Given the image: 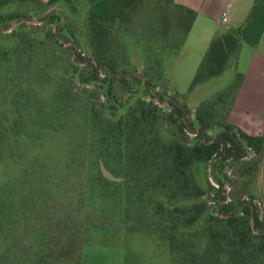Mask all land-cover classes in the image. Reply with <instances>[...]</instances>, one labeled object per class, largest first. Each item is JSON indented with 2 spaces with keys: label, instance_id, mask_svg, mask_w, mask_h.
I'll use <instances>...</instances> for the list:
<instances>
[{
  "label": "trees",
  "instance_id": "1",
  "mask_svg": "<svg viewBox=\"0 0 264 264\" xmlns=\"http://www.w3.org/2000/svg\"><path fill=\"white\" fill-rule=\"evenodd\" d=\"M78 2L0 0V29L24 17L11 10L14 7L46 11L65 4L76 10ZM85 2L89 11L83 49L61 43L54 29L43 40L27 31L28 24L8 35L0 32V92L10 95L13 116L0 113V160L3 148L31 137L36 126L57 128L68 122L83 135L82 155L90 166L79 202L84 207L104 218L122 215L128 234L154 238L168 250L173 264H264V220L256 198L237 197L225 173L227 162L244 161L252 151L254 158L239 176L254 177L264 155V135H249L229 121L244 81L237 70L242 26L213 37L191 91L230 69L235 75L226 88L199 104L193 122L186 103L161 95L156 100L153 89L165 79V59L185 45L197 13L176 0ZM263 3L256 1L251 19ZM143 11L150 13L152 22L139 32L136 18ZM59 17L53 12L48 21L55 23ZM128 36H139L144 43L142 76L131 70ZM32 79L55 84L52 112L67 120L44 113L27 89ZM116 82L131 95L135 87L143 94L124 103ZM94 93L101 103L95 102ZM215 129L218 133L212 136ZM101 163L122 180L107 179ZM199 164L214 170V182L209 177L207 187L197 178ZM18 186H0V264H84L78 252L82 241L95 231L105 238L119 233L107 222L63 227L58 221L60 234H53L50 192L40 185L28 190ZM124 264L142 263L129 253Z\"/></svg>",
  "mask_w": 264,
  "mask_h": 264
},
{
  "label": "rangeland",
  "instance_id": "2",
  "mask_svg": "<svg viewBox=\"0 0 264 264\" xmlns=\"http://www.w3.org/2000/svg\"><path fill=\"white\" fill-rule=\"evenodd\" d=\"M11 10L22 13L24 17L9 26L1 28V33L8 35L20 25L28 24L27 31L35 32L34 35L40 40L45 38L46 32L54 29L57 31L61 43L67 46L76 43L80 49L86 47V18L89 5L85 0L78 2L76 10L65 4H59L46 11H31L28 8L16 7ZM53 12H58L60 17L55 23L50 24L48 17ZM150 16L147 11H143L140 16H137L136 26L139 32L143 27L147 28V23L151 24ZM251 16L252 12L248 22L253 20ZM14 23L18 25L12 28ZM33 25L35 27H30ZM125 40L128 44V54L133 65L131 67L133 75L142 76L145 65L144 43L139 39V36H128ZM3 44L10 45L11 43L4 42ZM200 53L201 46L194 39H191L178 53L167 57L163 63L165 79L158 84L156 89H153L156 100L158 95H161L167 101L178 97L182 103H186L191 111L190 117L193 122L194 112L199 104L226 88L235 75L234 69H230L223 76L191 91L197 70L204 57V54ZM63 58L64 62L67 61L66 57ZM58 79L59 77L55 78L56 81ZM132 83L135 84V81H132ZM89 88L93 89V87ZM115 88L119 100L124 103L133 101L143 94L140 87H135V95H131L128 91L123 90L118 82H116ZM27 89L35 95L45 108L44 113L46 115L50 114L55 118L67 120V117L64 118L62 115L52 112L51 102L56 90L54 83L46 84L43 80L32 79L28 83ZM94 95L97 96L94 97L95 102L101 103L98 94L94 93ZM101 100L102 102L105 101L104 98H101ZM161 106L165 109L168 108L165 103ZM11 112L10 95L5 91H1L0 113L12 118ZM4 122L8 124V121L5 120ZM62 126L57 128L54 126L39 128L36 126L35 130L37 131L31 137L25 138L20 144L12 142L6 149L3 148V158L0 160V186L6 184L20 186L22 184L26 186L27 190L37 185L46 188L51 194L50 215L54 220L51 225L53 234H60V229L57 227L58 221L63 223V227L68 225L101 226L107 222V226L118 228L119 233L116 235L111 233L105 238L101 233L95 231L91 234V237L86 238V241H82L78 247V252L83 256L84 264H124L126 255L129 253L139 256L142 264H173L168 250L154 238L142 234H128L125 230V218L122 215L118 214L116 217L104 218L94 209L84 207L79 203L90 170V166L84 161L82 155L81 142L84 143V137L79 135L72 124L65 122ZM217 133L218 129H215L210 134L215 136ZM191 136L193 137V135ZM191 136L190 138H192ZM71 154H74V156H71ZM75 156L76 164L73 162ZM253 158L254 154L250 151L244 161L227 162L225 173L230 178L228 185L233 187L237 197L252 194L256 198L255 202L259 206L260 217L264 220V155L254 177L250 175L239 176L243 168ZM195 171L202 186L207 187L209 177L214 182L213 168L210 169L199 164L196 166ZM248 180H251V182L248 190H245L244 185L249 182ZM65 242L66 239L63 238V244Z\"/></svg>",
  "mask_w": 264,
  "mask_h": 264
},
{
  "label": "crops",
  "instance_id": "3",
  "mask_svg": "<svg viewBox=\"0 0 264 264\" xmlns=\"http://www.w3.org/2000/svg\"><path fill=\"white\" fill-rule=\"evenodd\" d=\"M256 1L176 0L197 13L185 44L194 39L201 46L200 54L205 55L217 32L243 26L237 70L244 81L229 121L252 136L264 135V3L256 18L248 22ZM224 14L227 22L223 21Z\"/></svg>",
  "mask_w": 264,
  "mask_h": 264
},
{
  "label": "water",
  "instance_id": "4",
  "mask_svg": "<svg viewBox=\"0 0 264 264\" xmlns=\"http://www.w3.org/2000/svg\"><path fill=\"white\" fill-rule=\"evenodd\" d=\"M17 25H18L17 23H14L13 26H12V28L16 27ZM101 171H102L103 175H104L107 179H109V180H111V181H121V180H122V179H120V178L114 176V175H113V174H112V173L106 168V166H105L103 163H101Z\"/></svg>",
  "mask_w": 264,
  "mask_h": 264
},
{
  "label": "built area",
  "instance_id": "5",
  "mask_svg": "<svg viewBox=\"0 0 264 264\" xmlns=\"http://www.w3.org/2000/svg\"><path fill=\"white\" fill-rule=\"evenodd\" d=\"M223 21L227 22V15L226 14L223 15Z\"/></svg>",
  "mask_w": 264,
  "mask_h": 264
}]
</instances>
